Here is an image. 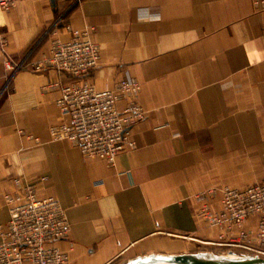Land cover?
<instances>
[{
  "label": "crops",
  "instance_id": "0c3cea01",
  "mask_svg": "<svg viewBox=\"0 0 264 264\" xmlns=\"http://www.w3.org/2000/svg\"><path fill=\"white\" fill-rule=\"evenodd\" d=\"M254 1L21 0L0 8L12 62L47 56L44 33L56 22L64 42L67 29L87 30L99 51L87 83L104 91L133 79L144 110L130 130L135 148L114 166L85 159L49 136L65 117L59 92L46 86L73 80L54 70L12 74L0 51V226L9 220L3 196L22 178L65 210L69 237L57 247L67 264H126L217 242L224 232L197 216V196L216 190L207 203L217 211L218 190L264 182V10ZM256 221L244 224L253 243Z\"/></svg>",
  "mask_w": 264,
  "mask_h": 264
},
{
  "label": "built area",
  "instance_id": "2783aa9c",
  "mask_svg": "<svg viewBox=\"0 0 264 264\" xmlns=\"http://www.w3.org/2000/svg\"><path fill=\"white\" fill-rule=\"evenodd\" d=\"M21 0H0V8L8 10ZM55 3L80 0H52ZM264 10V0H255ZM58 22L44 33L50 38L49 54L37 61L23 58L12 62L4 53L5 39L0 33V51L4 54L7 72L21 70L44 72L54 70L70 77L67 84L51 83L46 90H57L55 106L65 117V122L49 128L50 139L65 141L77 148L85 159L99 160L114 166L115 159L123 151L133 150L135 143L130 130L144 119V110L137 103L140 85L133 79H119L112 90L97 91L87 83V77L96 69L99 60L97 46L91 42L87 30H69L67 41L60 39ZM124 102L122 110L118 104ZM40 183L48 179L41 177ZM15 191L3 196L9 220L5 229L0 226V264H67L66 255L57 243L67 240L70 226L65 210L52 197H40L33 183L22 178L12 180ZM220 209L212 211L207 201L217 194L209 190L197 196L202 206L197 216L208 226L224 232L215 243L206 245L239 248L245 251L244 259H264V182L245 189L223 188ZM250 217H256L254 243L244 230ZM236 236H228L233 232ZM228 236V240L225 237Z\"/></svg>",
  "mask_w": 264,
  "mask_h": 264
},
{
  "label": "water",
  "instance_id": "95a60500",
  "mask_svg": "<svg viewBox=\"0 0 264 264\" xmlns=\"http://www.w3.org/2000/svg\"><path fill=\"white\" fill-rule=\"evenodd\" d=\"M155 262H165L172 264H264L262 258H251L241 260H205L201 256L192 254H176V255H149L137 257L126 264H149Z\"/></svg>",
  "mask_w": 264,
  "mask_h": 264
},
{
  "label": "rangeland",
  "instance_id": "374dc122",
  "mask_svg": "<svg viewBox=\"0 0 264 264\" xmlns=\"http://www.w3.org/2000/svg\"><path fill=\"white\" fill-rule=\"evenodd\" d=\"M195 256H202L209 258H218L224 259L228 255H233L238 257L239 259H244L245 251L239 248H230L226 246H218V245H206L200 244L198 248L193 252L189 253Z\"/></svg>",
  "mask_w": 264,
  "mask_h": 264
},
{
  "label": "bare ground",
  "instance_id": "6f19581e",
  "mask_svg": "<svg viewBox=\"0 0 264 264\" xmlns=\"http://www.w3.org/2000/svg\"><path fill=\"white\" fill-rule=\"evenodd\" d=\"M203 259L205 260H241L236 256L233 255H228L226 258L224 259H218V258H209V257H205V255L201 256ZM149 264H172V263H165V262H155V263H149Z\"/></svg>",
  "mask_w": 264,
  "mask_h": 264
}]
</instances>
